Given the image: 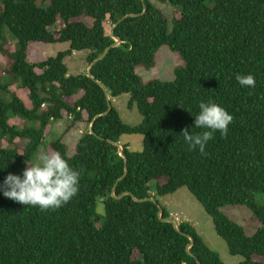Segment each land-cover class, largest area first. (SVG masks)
<instances>
[{"label": "trees", "instance_id": "1", "mask_svg": "<svg viewBox=\"0 0 264 264\" xmlns=\"http://www.w3.org/2000/svg\"><path fill=\"white\" fill-rule=\"evenodd\" d=\"M154 2L179 8L170 32ZM37 43L69 49L30 62ZM164 46L184 64L173 82H144L136 69H153ZM107 49L92 77L69 74L67 56L89 51V69ZM0 54V185L9 173L22 175L40 147L83 170L78 196L56 211L21 205L0 190V264H224L189 223L176 228L160 206L158 198L181 188L211 217L230 255L262 264L254 258L264 257L257 201L264 194V0H0ZM238 74L254 75L255 88L241 87ZM123 94L141 124H125L113 107ZM209 100L234 122L227 137L214 133L202 155L181 134L203 131L195 117ZM62 121L67 131L88 127L73 156L61 138L45 144ZM125 135L142 136L143 150L121 145V156ZM227 206L252 212L260 224L253 236L221 211Z\"/></svg>", "mask_w": 264, "mask_h": 264}, {"label": "rangeland", "instance_id": "2", "mask_svg": "<svg viewBox=\"0 0 264 264\" xmlns=\"http://www.w3.org/2000/svg\"><path fill=\"white\" fill-rule=\"evenodd\" d=\"M154 4L162 10L168 20V31L172 30L173 15L179 8L171 4H161L154 2ZM90 24L91 20L87 19ZM110 30V27L107 26ZM9 46L12 47L15 41L10 35H7ZM69 49L68 43L57 44H32L29 47L30 62H42L51 57H55L60 52H65ZM89 51H82L76 55L67 56L65 65L68 68L70 75H79L88 73V66L86 58ZM5 62V58L0 54V64ZM184 64L183 58L180 54L172 52L168 47L164 46L159 49L156 54V66L151 70H146L142 67L136 69V74L144 81L149 82L159 80L162 82H173L175 79V69ZM4 81L8 82V77L4 76ZM14 88H18L17 85ZM14 90V89H13ZM82 93L79 94L81 96ZM130 95L123 94L112 100L113 107L117 110L121 120L130 126H137L142 122V116L136 106L129 108ZM22 124V123H21ZM20 124V125H21ZM69 121H62L53 124L52 132L45 140V144H49L58 139L68 146L69 156H73L76 151L77 144L82 139L88 127L84 124H78L75 128L67 131ZM2 141L0 142V144ZM5 144V142H4ZM121 145H128L133 152H140L143 150V138L140 135H125L121 138ZM40 151H47L45 147H40L36 158L31 164L37 162V155ZM160 206L170 213V219L177 225L182 222L189 223L196 232L202 237L204 242L211 250L216 252L224 264H241L244 259L241 256H232L229 254L226 243L221 239L214 228L211 217L206 213L202 205L195 199L187 188H181L173 194H169L158 198ZM257 201L264 205V194L257 196ZM221 211L237 224L241 225L248 236H253L260 226L257 219L252 212L245 206H227ZM98 213L104 214V207L102 204L98 205ZM256 262L264 264V257H255Z\"/></svg>", "mask_w": 264, "mask_h": 264}, {"label": "clouds", "instance_id": "3", "mask_svg": "<svg viewBox=\"0 0 264 264\" xmlns=\"http://www.w3.org/2000/svg\"><path fill=\"white\" fill-rule=\"evenodd\" d=\"M241 87L255 88L256 77L252 74L236 76ZM199 114L195 117V128L199 133L182 131L184 141L190 151L199 149L204 155L206 145L214 138V133L227 137L234 116L224 107L209 100L199 104ZM82 169L73 168L68 160L57 151H40L37 162L29 164L22 175L9 173L0 185L3 195L27 207H38L40 211H56L78 196Z\"/></svg>", "mask_w": 264, "mask_h": 264}, {"label": "water", "instance_id": "4", "mask_svg": "<svg viewBox=\"0 0 264 264\" xmlns=\"http://www.w3.org/2000/svg\"><path fill=\"white\" fill-rule=\"evenodd\" d=\"M142 1H144V0H142ZM145 11L146 10H144V12H143V14L145 13ZM117 41V44L116 45H114V46H117V45H119V43L121 42L119 39H117L116 40ZM107 51H108V49L103 53V55H101L99 58H97V60L91 65V67L88 69V76L89 77H92V75H91V68L93 67V65L97 62V61H99V60H101L105 55H106V53H107ZM107 99H108V101H110V98H109V96L107 97ZM111 109H112V107H111V103L109 102V110H108V112H110L111 111ZM96 118H98V117H96ZM91 133H93V131H91ZM119 150L121 151V156L123 155L122 154V148L119 146ZM124 159H125V165L127 164V159L124 157ZM127 175V169L125 170V175H124V177ZM123 177V178H124ZM123 178H121V179H123ZM160 213H162V209L160 210ZM173 224H174V226L177 228L178 226H177V224H175L174 222H172ZM191 241H192V239H191ZM191 246V245H190Z\"/></svg>", "mask_w": 264, "mask_h": 264}, {"label": "crops", "instance_id": "5", "mask_svg": "<svg viewBox=\"0 0 264 264\" xmlns=\"http://www.w3.org/2000/svg\"><path fill=\"white\" fill-rule=\"evenodd\" d=\"M74 55H76V53H74Z\"/></svg>", "mask_w": 264, "mask_h": 264}, {"label": "built area", "instance_id": "6", "mask_svg": "<svg viewBox=\"0 0 264 264\" xmlns=\"http://www.w3.org/2000/svg\"><path fill=\"white\" fill-rule=\"evenodd\" d=\"M175 223V222H174ZM176 224V223H175Z\"/></svg>", "mask_w": 264, "mask_h": 264}]
</instances>
